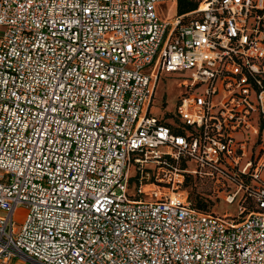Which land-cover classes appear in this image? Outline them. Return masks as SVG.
Here are the masks:
<instances>
[{"label": "built area", "instance_id": "obj_1", "mask_svg": "<svg viewBox=\"0 0 264 264\" xmlns=\"http://www.w3.org/2000/svg\"><path fill=\"white\" fill-rule=\"evenodd\" d=\"M165 2L0 0V264H264V0ZM188 174L257 208L198 209Z\"/></svg>", "mask_w": 264, "mask_h": 264}, {"label": "rangeland", "instance_id": "obj_2", "mask_svg": "<svg viewBox=\"0 0 264 264\" xmlns=\"http://www.w3.org/2000/svg\"><path fill=\"white\" fill-rule=\"evenodd\" d=\"M193 3H198L200 0H190ZM158 15L161 21L166 22L171 19L176 18L179 15L178 7L172 3H162L157 6ZM2 28L0 27V33ZM189 76V72L162 75L157 84L156 89V100L159 102L166 101V108H164L167 115H165V120H171V111L176 110V106L179 101V96L182 92V88L179 83ZM163 109L160 105L153 106L152 111L156 115L162 114ZM262 139L264 144V131L262 133ZM150 167L154 168V164H149ZM180 167H184L183 161L179 163ZM153 172L154 170H150ZM232 176V175H231ZM228 175H199V174H188L186 175V181L184 184V190L188 192L189 197L193 201H203L206 204V209L209 212H214L217 214H228L238 216L241 206L245 208L244 214L247 210H250L253 206V202L248 199L239 200V197L235 199L234 202L230 203L227 198L229 193L232 191L229 183L230 179ZM135 178H132V186L135 185ZM133 188V187H132ZM164 191L171 192L170 188H166ZM31 264V263H29Z\"/></svg>", "mask_w": 264, "mask_h": 264}, {"label": "trees", "instance_id": "obj_3", "mask_svg": "<svg viewBox=\"0 0 264 264\" xmlns=\"http://www.w3.org/2000/svg\"><path fill=\"white\" fill-rule=\"evenodd\" d=\"M198 4H199V2L198 3H193L190 0H179V2H178V12H179V15L196 9L197 6H198ZM244 199H248V198H244ZM191 201H192L193 205L196 208L201 209V210H204V211H207V210H205L206 209V204H204L203 201H200V200L193 201L192 199H191ZM256 208L257 207H256L255 203L253 202V206L251 207L250 210L256 209ZM250 210H247V212L250 211Z\"/></svg>", "mask_w": 264, "mask_h": 264}, {"label": "crops", "instance_id": "obj_4", "mask_svg": "<svg viewBox=\"0 0 264 264\" xmlns=\"http://www.w3.org/2000/svg\"><path fill=\"white\" fill-rule=\"evenodd\" d=\"M178 2H179V0H177V2L175 3V4H173L174 6L176 5L177 7H178ZM193 11V10H192ZM189 12H191V11H189ZM189 12H186V13H189ZM186 13H183V14H186ZM181 15V14H180ZM263 131H264V129H263Z\"/></svg>", "mask_w": 264, "mask_h": 264}]
</instances>
